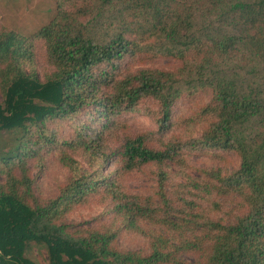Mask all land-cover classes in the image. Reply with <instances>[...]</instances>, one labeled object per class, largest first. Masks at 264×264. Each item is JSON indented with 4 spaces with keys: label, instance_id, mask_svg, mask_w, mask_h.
Segmentation results:
<instances>
[{
    "label": "trees",
    "instance_id": "trees-1",
    "mask_svg": "<svg viewBox=\"0 0 264 264\" xmlns=\"http://www.w3.org/2000/svg\"><path fill=\"white\" fill-rule=\"evenodd\" d=\"M137 116L153 124L131 132ZM50 157L95 169L44 196ZM139 172L154 190L126 189ZM94 202L108 219L69 221ZM31 246L46 264H264V0H56L36 32L0 29V264H39Z\"/></svg>",
    "mask_w": 264,
    "mask_h": 264
},
{
    "label": "rangeland",
    "instance_id": "rangeland-1",
    "mask_svg": "<svg viewBox=\"0 0 264 264\" xmlns=\"http://www.w3.org/2000/svg\"><path fill=\"white\" fill-rule=\"evenodd\" d=\"M56 14V0H0V29L7 28L13 30L23 36L30 35L46 24ZM41 62V58H37L36 63ZM173 62L167 59H158L155 62L138 64L139 68H162L172 65ZM180 106L189 109V105L185 100L180 101ZM83 122V121H81ZM149 118L139 117L129 121V128L131 132H139L145 126L152 125ZM67 131L70 130L69 125L64 127ZM5 149V147H4ZM78 168L69 173L64 170L53 157L48 158L42 167V174L37 169L33 170L32 176L36 179V184L39 193L47 196L49 194H56L58 185L63 184L69 176L81 175L87 171L91 173L95 167H89L87 163L78 159ZM189 164L195 168H215L207 160L202 157H189ZM225 170V166H222ZM149 172L134 173L126 178V189L136 195H143L154 190V180L149 175ZM192 175H197V172L192 171ZM153 186V187H152ZM110 206L106 204L91 203L87 207L79 208L73 212L69 221L78 227H91L94 225L95 219H108L110 214ZM118 247L123 251H145V243L142 239L134 236H119ZM26 256L39 263L46 264L48 261L47 253L44 247L31 246L27 251ZM188 263H196L195 258L191 256H184L182 258Z\"/></svg>",
    "mask_w": 264,
    "mask_h": 264
}]
</instances>
